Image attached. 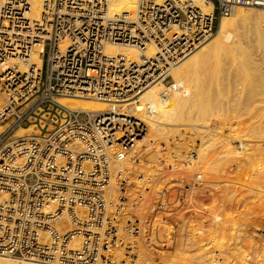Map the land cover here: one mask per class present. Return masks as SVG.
I'll list each match as a JSON object with an SVG mask.
<instances>
[{"label": "built area", "instance_id": "obj_1", "mask_svg": "<svg viewBox=\"0 0 264 264\" xmlns=\"http://www.w3.org/2000/svg\"><path fill=\"white\" fill-rule=\"evenodd\" d=\"M197 1L137 0L133 12L111 15L112 0H42L37 20L32 0H0V257L138 264L180 246L199 221L221 218L225 192L257 197L230 173L199 168L202 133L177 127L160 138L118 111L163 83L220 18L264 8V0H199L214 6L205 13ZM108 46L134 49L138 60ZM37 47L41 66L31 61ZM63 98L119 108L77 111Z\"/></svg>", "mask_w": 264, "mask_h": 264}, {"label": "bare ground", "instance_id": "obj_2", "mask_svg": "<svg viewBox=\"0 0 264 264\" xmlns=\"http://www.w3.org/2000/svg\"><path fill=\"white\" fill-rule=\"evenodd\" d=\"M158 2L161 3L162 0H158ZM197 3L205 13H211L214 9L213 4L206 5L202 1H199V0L197 1ZM32 6H33V12L31 15L32 18L37 19V20L40 19L41 12H42V0H32ZM136 6H137V0H112V2L110 4V14L116 15V14H120V13H124V12H133L136 9ZM237 9L234 12L235 14L233 13L234 14L233 17L226 16L228 18L223 17L221 19V21L219 23L218 31L212 39H208L207 41H205L204 44H202V46L200 45L197 48L198 50L196 49L197 51L195 50L196 52H194L192 55L191 54L189 55L188 59L185 58L186 60L184 59L185 61L182 64H180L179 66H176L173 69L174 72L172 75H173V80H175V83L172 86L167 87L165 84H162L161 82L157 83V84L153 85L152 87L148 88L147 90L141 92L139 94V96L135 99V101L128 103L126 105H123L122 109H119L118 111L121 113H124V114L137 116V117L145 120L149 124L150 129L160 138H163L161 136H164V135L167 136L166 132L170 133L173 128H177V127H185V126H188V127L189 126H199L200 127L201 126L204 128L207 127L209 129H212V131H210V133L208 135L204 136L203 146H202L203 149H201V152L199 154L198 166L200 169L202 166H205L207 169L213 171L214 173H217L218 175L220 173L219 172L220 170H218L219 167H218V165H216V163L218 161L222 160V158H219V156L223 155V158H228V160L232 156H235V154H236L235 152H237V151L235 150V146L233 143L235 140L238 139L243 144L242 145L243 151L242 150L239 151L240 153L242 152V155L239 156L240 162H238V163L239 164L243 163V165L246 166V168H245L246 170L250 164H251V166L253 165V167L255 166L251 176H255V179L258 176L264 178V148L256 149L257 147L254 148V146H252L253 144L251 145V142L253 141L252 138H254V137L255 138L258 137V138H256V140L254 139L255 141H257V139L260 138L259 141L264 142V127L258 128L256 126H250V125H247L244 127L243 126L244 119L239 118V117H241V115H239V117H237L239 119V120L237 119L238 124L236 126H234L230 123L231 120L228 122V119L230 118L229 111L219 112L218 110H215V112L210 117H208L207 114L209 111H211L213 108L218 109V107L216 105H218L217 102H218L219 98L217 99V102L215 101L216 103H214V101H212V100L214 99V97L216 98V95H218V94L220 95V93H218V94H216V93H217V91L220 92L221 89L220 90L218 89L217 91H215L217 89L216 88L213 91V93L216 92L215 93L216 95L212 99L211 96H213V95L210 93V95H211L210 101L207 100L206 97L204 96V89L201 85V81H200L199 76H198V69H200L208 61H210L213 57H215L217 51H220V50L224 51L227 49V44L225 42H229L233 38V34L236 31L239 34L240 39L247 40L248 42L252 43L253 45H255L259 49L258 56H260V57H258L257 59H253V61H254L253 65L256 69H261V71H262V76H261L262 78L261 79H262V81H264V12L255 13L252 10H245V8H240V7H238ZM106 50H107V53L113 54V55H128L133 60H138V56H139V53L137 51H135L134 49H131V48L108 46ZM40 51H41L40 48H38V47L35 48L33 55H32V60H31L32 62L39 64V66H41V59L39 58ZM147 55L148 56L153 55V49L152 48H150L147 51ZM222 64L215 66L213 69H237V66L235 64H233L232 62H227V63H224L223 65ZM22 70H26V69H24V67H22ZM214 83H215V81H214ZM212 84H213V82L211 83V85ZM215 85H218V83H215ZM59 101L61 104L67 106L68 108L73 109V110H77V111L103 113L105 111L114 110V109L119 108V106L112 105L108 102L89 100V99L63 98V99H60ZM234 107L235 108L232 107L234 109V111H233V109L231 110L230 107H227V108L230 109L231 112L233 111L235 113H238L237 107L236 106H234ZM235 109H236V111H235ZM211 119H214L216 121L210 123V125H209V122H211L210 121ZM1 129H2V127H0V132L2 131ZM30 131H31L30 129H19L17 131L16 135L22 136L25 134H29ZM243 131H245V132H243ZM207 146L210 147L211 149L205 148ZM210 151H214V156H211V158L208 157V152H210ZM236 161H237V159H236ZM230 162H232V161H230ZM234 163H237V162H234ZM239 164L237 165V167L239 166ZM250 169H251V167H250ZM238 170H240V169H238ZM222 174H223V171H222ZM256 175H258V176L256 177ZM249 176H250V174L248 173V177ZM260 177L258 180L257 179L256 180L254 179V180L255 181L262 180V179H260ZM251 188L255 189V187H251ZM257 189H258V187L256 186V189H255L256 191H252V194L257 195V198L259 199L258 204L260 203L262 205L264 203V196L261 197V195H264V187L259 188L258 190H260V191H258ZM235 191H237V190L232 189L231 191L225 192L223 194L224 198L226 196H228L227 198L230 197V201H232L231 197L233 198V194L235 193ZM233 199L235 200V198H233ZM233 201H232V203H233ZM234 204H231V205H234ZM223 212H224V210L222 211V213ZM226 218L227 217H225V221H222L224 219H222L221 221L223 223H225L227 221ZM237 218H239V217H237ZM243 218H246V216L244 215ZM228 219L230 221L233 220L234 224H236V222H235L236 220H234L235 217H234V219H231V218H228ZM219 220H220V218H219ZM243 220H245V219H243ZM246 220H247V218H246ZM217 221L218 220H216V222ZM263 221H264V219H263ZM216 222H214V224ZM202 223L203 222H201L200 224H202ZM238 223H240V221ZM203 224H205V223H203ZM214 224L212 223V225H214ZM212 225H211V227H212ZM220 225H221V222H220ZM225 225L223 226L224 228H226ZM260 225H261V222H260ZM208 226H205V227H208ZM213 227H215V225ZM216 227H218V226H216ZM227 227H228V225H227ZM209 228L210 227L206 228L205 230H209ZM241 228H242V225H241ZM223 229H220V230H223ZM234 229L235 228L233 227L232 230H234ZM262 229H260V230H262ZM213 230H215V229H213ZM226 230H228V229H226ZM237 230L238 231L235 230L236 231L235 233L232 232L233 234H235V237H233V235L232 236L230 235L229 239L232 237L239 239V237L241 235H244V234L240 233L241 231L239 232L240 229H237ZM194 231H196V230H194ZM209 231H211V230H209ZM228 231L231 232V230H228ZM258 232H260V231H258ZM209 233L210 232H208V234ZM215 233H211L209 235L215 236ZM222 233H223V231H221V234ZM242 233H244V232H242ZM199 234H198V236H200ZM208 234H206L205 236H207ZM224 234H225V230H224ZM210 236L209 237L207 236V238H210ZM262 236H260V237L262 238ZM194 237H196V236H194ZM213 238H215V237H213ZM216 238H217V236H216ZM263 238H264V236H263ZM198 239H199V237H198ZM200 239L198 241H200ZM242 239L245 240V238H242ZM205 240H206V238H205ZM205 240H204V242H205ZM233 240L235 242V239H233ZM233 240H231V241H233ZM249 240L251 241L252 239H249ZM201 241H203V240H201ZM231 241H229V242H231ZM236 241L238 242L237 239H236ZM241 242H244V241H241ZM201 243H203V242H201ZM235 243H234V245H235ZM238 243H240V242H238ZM245 243H247V241H245ZM258 243H257V245H258ZM228 244H230V243H228ZM260 244H261V242H260ZM236 245H237V243H236ZM239 245H241V244H239ZM232 246L233 245L231 243V247L229 246V248L233 249ZM262 246H263V243H262ZM260 247H258V249ZM237 248H238V246H237ZM242 248H243V246H242ZM234 249H233V251H234ZM248 249H249V247H248ZM253 250H254V248H253ZM256 250H257V248H256ZM259 250H257L256 253H258ZM263 250H262V252H263ZM239 251H242V250H239ZM239 251H236V252H239ZM243 252H244V250H243ZM243 252H242V254H243ZM245 252H246V250H245ZM256 253H255V255H256ZM233 254H235V251L231 255H233ZM176 255L181 258L183 256V253L178 252ZM259 256H263V255L261 254ZM258 258L259 257H257V259ZM220 259H221V261H219V262H221V264L227 263L228 258H224V259L219 258V260ZM260 260H262V259H260ZM175 261H173L172 263H174ZM29 262L30 261L12 259V258H1L0 257V264H34L33 262L32 263H29ZM205 262H207V261H205ZM205 262H204V264H205ZM214 262H215V264H217L218 260L217 259H213L212 261L210 260L209 264H214ZM246 263H247V261H246ZM241 264H243V263L241 262ZM261 264H263V263H261Z\"/></svg>", "mask_w": 264, "mask_h": 264}, {"label": "rangeland", "instance_id": "obj_3", "mask_svg": "<svg viewBox=\"0 0 264 264\" xmlns=\"http://www.w3.org/2000/svg\"><path fill=\"white\" fill-rule=\"evenodd\" d=\"M216 4H217V2H216ZM240 8H245V10H252L255 13L264 12V8H259V7H240ZM234 14H232L231 16H228V17H233ZM228 17H224V18H228ZM221 19L222 18H220L218 20L217 29H216L214 35L210 39H212L216 35ZM225 43L227 44L226 50L217 51L215 57H213L204 66H202L200 69H198V76H199V79L201 81V85L204 89V96L206 97V99L210 101V96H211L210 93L213 95V96H211L212 99L216 94L220 93V95L219 94L216 95V98L214 97V99L212 100V101H214V103H216L217 99L219 98V100L217 102L218 105H216L218 107V109L213 108L211 111L208 112L207 116L210 117L215 112V110H218L219 112L229 111L230 118L228 119V122L231 120L230 123L234 126H236L238 124L239 119L237 117H239V115H241V117H239V118L244 119V122H243L244 127L247 125L256 126L258 128L264 127V81H262V79H261L262 78L261 77L262 76L261 69H256L253 65V63H254L253 59H257L258 57H260V56H258L259 49L255 45H253L252 43L248 42L247 40L240 39L239 34L236 31L233 34V38L229 42H225ZM196 51H194V52H196ZM188 58H189V56L186 59H188ZM185 60L180 62L179 65L182 64ZM227 62H232L233 64H235L237 66V69H213L215 66L222 64V63L224 64ZM173 72H174V70L172 71L171 75L162 84H165L167 87H170L175 83V80H173V75H172ZM214 81H215V83H218V85H215ZM212 82H213V84L211 85ZM218 89L219 90L221 89L220 92L217 91ZM214 90L217 91V93L216 92L213 93ZM229 104L233 108H235L234 106H236L238 113L233 112L234 109ZM227 107H230L231 110L233 109V111H232L233 113ZM235 111H236V109H235ZM210 121L211 122H209V125H210V123H212L216 120L211 119ZM185 127L193 129L199 133H202L203 136L208 135L210 133V131H212V129H209L207 127L204 128L201 126L200 127L199 126H189V127L185 126ZM1 130H3V128ZM172 131H173V129H172ZM151 132H152V134L154 133L152 130H151ZM243 132H245V131H243ZM166 134L168 136L169 133L166 132ZM153 135L157 136L155 133ZM167 136L164 135L161 137L166 138ZM256 138H258V137H256ZM256 138L255 137L252 138L253 141L251 142V145L253 144L252 146H254V148L257 147L256 149L264 148V142L259 141L260 138L257 139V141H255ZM233 144L235 146V150L237 151V152H235L236 153L235 156H232L229 160H228V158H223V155L219 156V158H222V160H220L216 163V165H218V167H219L218 170H220L219 175L217 173H214L213 171L207 169L205 166H202L201 170L205 174L212 175V176H220V175H226V173H230V178L232 180L242 181V182H244L245 185H247L249 187H255L256 188V186H257L258 189L264 187V178L256 175V177L258 176L256 178L257 180L260 177V179H262L263 181L262 180L255 181L256 180L255 176H251L255 166L253 167V165L251 166V164H250L248 166L249 169L247 168V170H246L245 169L246 166L243 165V163H240V164L238 163V162H240L239 156L242 155V152L241 153L239 152L242 150V145H243L242 142L237 139L234 141ZM205 148L211 149L208 146ZM211 156H214V151L208 152V157L211 158ZM236 159H237V161H236ZM230 161H232V162H230ZM234 162H237V163H234ZM238 164H239V166L237 167ZM233 166H236V168L232 169ZM250 167H251V169H250ZM238 169H240L242 172ZM222 171H223V174H222ZM248 173L250 174L249 177H248ZM235 193L233 194V198H235V200L231 197V200L232 201L234 200L233 203H232V201H230V197L227 198L228 196H226L225 197L226 199L224 198L226 208L224 209V212L222 213L220 220H219V218H217L216 220H218V221L216 222V220H215V222H216L215 224L213 222L215 227L216 226H218V227H216V228L213 227L214 225H212V223H211L212 227L210 224H207V225H206V223L203 224L204 222L202 224H200L202 221H199V224H200V225L198 224L199 230L197 229L196 231H191L190 233L184 234L180 246H178L174 249L166 250L165 252H162V253L160 252V254H158V255H152L150 253H145L143 255L142 260L138 264H204L205 261H207V262H205V264H209L210 260L212 261L213 259H219V258H223V259L228 258L227 259L228 264H241V262L243 264H245L246 261H247L246 264H261V263L264 264V258H263L264 257V253H263L264 250L262 248L263 247L262 243L264 244V240H263L264 239L263 238V236H264V233H263L264 232V230H263L264 229V221H263V219H264V215H263L264 214V203L262 204L263 206L260 203L258 204V202L255 201V199L257 197L256 198L254 197V199L252 200L250 198L251 195L249 196L248 194L247 195H241V198H240V196H239L240 191H238V190L235 191ZM231 204H234L235 206L231 205ZM244 215L246 216L247 220H246V218H243ZM225 217H227L226 218L227 223L222 222V221H225ZM234 217H235V219H234ZM237 217H239V218H237ZM228 218L236 220L235 222L237 225L234 224L233 220L230 221ZM242 218L245 220H243ZM259 218L260 219L262 218V219L260 220ZM222 219H224V220H222ZM219 221L221 222V225H220ZM239 221H240V223H238ZM260 222H261V225L263 224L262 226L260 225ZM224 225L226 228L223 227ZM227 225H228V227H227ZM241 225H242V228H241ZM205 226L210 227L209 230H211V231L205 230L206 228H208ZM232 226L235 228L234 230H232V228H233ZM236 228L240 229L239 232L241 230L244 231V233L240 232L241 234H244V235H241L239 237V239L233 238V237H235V234H233V233L238 231ZM213 229H215L216 231ZM220 229H223V230H220ZM226 229L231 230V232L226 230ZM260 229H262V230H260ZM224 230H225L226 235L224 234ZM221 231H223L222 234H221ZM258 231H262L263 234H261V232H258ZM208 232H210L209 234L215 233V232L216 233H215V236L211 235L212 236L211 237L208 234ZM198 234L200 236H198ZM206 234H208L207 236L208 237L210 236V238H207V236H205ZM193 235L196 237H194ZM230 235L231 236L233 235L232 238L235 239V242L237 243V245L232 238H230V239L233 241H231L229 239ZM216 236H217V238H216ZM260 236H262V238ZM198 237H199V239L201 238L200 241L203 240V241H201L203 243L198 241L199 240ZM213 237H215L216 239ZM205 238H206V240H205ZM242 238H245V240H243ZM248 238L252 239V240L250 241ZM236 239L240 243H238L236 241ZM204 240H205V242H204ZM229 241H231V242H229ZM241 241H244V242H241ZM245 241H247V243H245ZM256 242L257 243L259 242L258 245ZM260 242H261V244H260ZM228 243H230V244H228ZM231 243L233 245L232 246L233 249L235 248L234 249L235 254H233V255H231L234 252L233 249L229 248V246L231 247ZM234 243H235V245H234ZM239 244H241V245H239ZM237 246L239 249L237 248ZM242 246H243V248H242ZM248 247H249V249H248ZM258 247H260L259 248L260 250L258 249ZM253 248H254V250H253ZM256 248L260 252L258 251V253H256L257 252ZM239 250H242V251H239ZM243 250H244V252H243ZM245 250L247 253L245 252ZM262 250H263V252H262ZM236 251H239V252H236ZM178 252L183 253V256L181 258L176 255ZM242 252H243V254H242ZM217 253L220 255L218 256ZM255 253H256V255H255ZM261 254L263 256H259ZM256 256L259 258L257 259ZM1 258H5V257H1ZM260 259H262V260H260ZM173 261H175V262L172 263ZM29 263H32V262H29ZM34 264H40V263H34ZM214 264H215V262H214ZM217 264H219V263H217Z\"/></svg>", "mask_w": 264, "mask_h": 264}]
</instances>
